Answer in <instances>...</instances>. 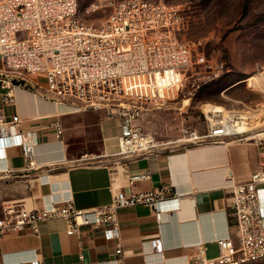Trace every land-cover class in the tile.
<instances>
[{
	"label": "built area",
	"instance_id": "2783aa9c",
	"mask_svg": "<svg viewBox=\"0 0 264 264\" xmlns=\"http://www.w3.org/2000/svg\"><path fill=\"white\" fill-rule=\"evenodd\" d=\"M79 0H0V91L3 103L14 104V91L27 89V77L42 76L43 98L65 105L73 112L104 111L120 121L118 154L149 156L165 149L154 134L134 125L142 105L156 107L176 99L185 90V79L193 66L201 67L196 88L217 78L223 61L196 51L195 44L180 40L184 16L180 5L162 0H92L87 13H102L96 22L78 17ZM98 25H95L98 23ZM197 71H194L196 73ZM206 114L207 130L199 133L182 127L176 144L197 145L242 138L228 131V121L211 107ZM232 115V114H230ZM237 115V114H233ZM18 116L0 113V158L5 150L20 147L26 172L40 167L33 155L36 143L31 131L20 130ZM55 134L62 133L58 123ZM172 145V143H170ZM83 159L91 160L84 156ZM143 173L129 179H147ZM230 233L216 240L218 254L205 255L203 245L189 264H248L264 260V140L259 150V166L248 180L235 182L228 175ZM180 195L169 186L125 195L117 192L109 204L76 209L71 204L51 203L42 210H28L17 202H5L0 215V242L5 235L38 233L41 222L63 220L66 233L78 234L85 227H101L105 240L120 235L118 211L146 206L156 217L178 207ZM156 253L162 252L159 239L151 240ZM116 261L122 254L117 244ZM30 264H42L32 260Z\"/></svg>",
	"mask_w": 264,
	"mask_h": 264
},
{
	"label": "crops",
	"instance_id": "0c3cea01",
	"mask_svg": "<svg viewBox=\"0 0 264 264\" xmlns=\"http://www.w3.org/2000/svg\"><path fill=\"white\" fill-rule=\"evenodd\" d=\"M27 83V89L14 91L12 105L3 103L0 91V113L7 118L18 116L21 132L34 133L33 155L40 168L26 172L21 148L5 150V158H0V215L9 201L28 210H42L51 203L84 209L109 204L117 192L128 195L162 186L171 187L180 198L176 209L159 217L146 206L120 209L117 240H105L101 227H85L69 235L59 219L41 222L37 234L5 235L0 264H30L34 259L42 264H189L200 245L207 257L217 256L216 240L230 233L228 175L235 182L248 180L259 166L264 138L173 143L181 137L184 124L170 110L176 107L171 103L168 110L146 113L134 125L172 145L149 156L126 157L117 153L118 118L104 111L73 112L44 99L42 76L30 75ZM55 123L62 129L59 137ZM146 172L147 179L129 186L130 178ZM155 239L162 243L161 253L150 245ZM117 244L122 249L119 261Z\"/></svg>",
	"mask_w": 264,
	"mask_h": 264
},
{
	"label": "rangeland",
	"instance_id": "374dc122",
	"mask_svg": "<svg viewBox=\"0 0 264 264\" xmlns=\"http://www.w3.org/2000/svg\"><path fill=\"white\" fill-rule=\"evenodd\" d=\"M91 1L79 0L78 17L96 22L103 14L86 12ZM162 1L182 8L184 28L180 40L195 46L200 43L196 51L223 61L224 70L196 88L202 68L193 66V75L188 73L183 93L160 107L142 105L137 120L149 112L168 110L175 103V109L170 110L177 121L203 133L207 130L206 115L211 117L206 113L211 107L220 106L224 115L250 117L251 129L242 137L264 138V0ZM253 76H263L262 82L248 80ZM248 264H264V260Z\"/></svg>",
	"mask_w": 264,
	"mask_h": 264
},
{
	"label": "bare ground",
	"instance_id": "6f19581e",
	"mask_svg": "<svg viewBox=\"0 0 264 264\" xmlns=\"http://www.w3.org/2000/svg\"><path fill=\"white\" fill-rule=\"evenodd\" d=\"M263 76H253L250 79H254L256 83L260 84L262 82ZM215 112H221L223 111L222 107L220 106H214ZM227 121H228V131H235L239 133L247 132L251 129V122L249 121L248 116L246 115H225Z\"/></svg>",
	"mask_w": 264,
	"mask_h": 264
}]
</instances>
